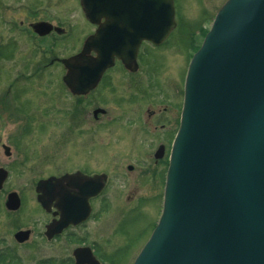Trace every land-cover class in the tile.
Wrapping results in <instances>:
<instances>
[{
    "label": "flooded vegetation",
    "instance_id": "flooded-vegetation-1",
    "mask_svg": "<svg viewBox=\"0 0 264 264\" xmlns=\"http://www.w3.org/2000/svg\"><path fill=\"white\" fill-rule=\"evenodd\" d=\"M65 1L52 13L51 0H0V75L7 73L0 78V264H118L120 223L100 219V212L141 210L144 202L162 197L180 90L174 79L147 78L143 47H160L168 37L158 46L141 41L134 69L115 57L92 87L79 83L72 91L62 60L79 53L84 34L95 33L105 17L99 12L91 22L80 0L70 11ZM57 44L68 50L57 52ZM107 125L123 138L114 139L123 146L116 153L123 155L119 168L127 189L118 197L106 195L113 176L109 161L100 168L99 129ZM131 152L134 157L127 156ZM132 172L148 176L157 195L140 194L129 205L135 200ZM64 175L82 179L44 188L42 203L38 182ZM83 176L94 183L103 176L102 188L84 195Z\"/></svg>",
    "mask_w": 264,
    "mask_h": 264
},
{
    "label": "water",
    "instance_id": "water-1",
    "mask_svg": "<svg viewBox=\"0 0 264 264\" xmlns=\"http://www.w3.org/2000/svg\"><path fill=\"white\" fill-rule=\"evenodd\" d=\"M80 2L105 23L62 60L75 92L115 56L134 69L140 42L160 44L175 26L173 0ZM99 178L83 176L84 195ZM81 179L39 181L40 201L44 188ZM133 264H264V0H226L190 59L161 213Z\"/></svg>",
    "mask_w": 264,
    "mask_h": 264
},
{
    "label": "rangeland",
    "instance_id": "rangeland-1",
    "mask_svg": "<svg viewBox=\"0 0 264 264\" xmlns=\"http://www.w3.org/2000/svg\"><path fill=\"white\" fill-rule=\"evenodd\" d=\"M224 1L225 0H174L175 19L177 23L176 28L170 32L166 42L160 47H150L148 44L143 47V50L147 52L145 58L148 70L147 78H155L156 76L157 78H168V81L174 79L175 85L180 90L179 104L181 103L183 79L190 55L193 49L201 43L204 32L209 27L213 16ZM65 2L67 10H72L74 0H66ZM59 4L60 0H51L52 13L59 12ZM84 37H86V33ZM64 45H69V42ZM66 46L62 48L61 44H57L56 47H54L57 52L61 53L64 52L65 49L68 50ZM115 71L116 72L113 71V73L117 74V70ZM61 73H63V70H61ZM5 74L7 73H2L0 78H7ZM164 100L167 99L164 97ZM122 105L123 104H121V106ZM112 112L115 115L119 113L116 111ZM57 122L56 120L51 121L53 125ZM118 124H121V121H119ZM116 133L118 132L112 131V125L100 127L99 155L100 168H106L107 164L104 162L109 161L111 174L113 175L106 195L115 192V196L118 197V191L124 195L127 193V189L122 186L125 175H120L121 169L119 168V159L123 155L121 151L116 153V150L122 149L123 146H121V142L117 140L114 141L115 138L120 139L122 136ZM46 138L48 137H44L43 139ZM87 145H90V143H87ZM130 154L131 155L127 154V156L134 157L133 155L135 152H131ZM131 178L133 180L132 185L135 189V193L133 194V200H135L132 203H130L131 200H129V205L136 204L138 202L136 199H138L140 194H156L159 191L156 185H153L151 188V181L148 176L141 177L137 175V172H132ZM125 202L127 203V201ZM161 202L162 197L159 193L156 197L144 202L142 204L143 209L141 210H124L116 208V211L108 210V212H100V219L113 218L120 223L115 233L120 236L115 237L114 240L115 246H121L115 255V259H119L120 264H129L134 252L148 237L146 236L145 238V235H149L150 229L156 221V217L158 218V214L161 210Z\"/></svg>",
    "mask_w": 264,
    "mask_h": 264
},
{
    "label": "trees",
    "instance_id": "trees-1",
    "mask_svg": "<svg viewBox=\"0 0 264 264\" xmlns=\"http://www.w3.org/2000/svg\"><path fill=\"white\" fill-rule=\"evenodd\" d=\"M205 33V32H204Z\"/></svg>",
    "mask_w": 264,
    "mask_h": 264
}]
</instances>
